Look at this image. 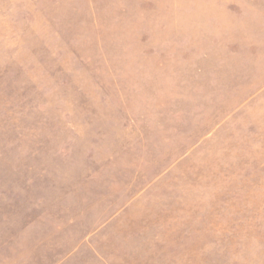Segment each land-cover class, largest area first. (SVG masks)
Segmentation results:
<instances>
[{"label":"rangeland","instance_id":"1","mask_svg":"<svg viewBox=\"0 0 264 264\" xmlns=\"http://www.w3.org/2000/svg\"><path fill=\"white\" fill-rule=\"evenodd\" d=\"M0 264H264V0H0Z\"/></svg>","mask_w":264,"mask_h":264}]
</instances>
